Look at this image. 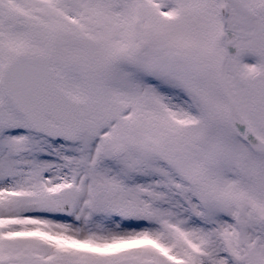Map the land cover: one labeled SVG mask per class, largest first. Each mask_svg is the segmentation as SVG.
<instances>
[{
	"label": "snow or ice",
	"instance_id": "6c2138e0",
	"mask_svg": "<svg viewBox=\"0 0 264 264\" xmlns=\"http://www.w3.org/2000/svg\"><path fill=\"white\" fill-rule=\"evenodd\" d=\"M0 264H264V0H0Z\"/></svg>",
	"mask_w": 264,
	"mask_h": 264
}]
</instances>
